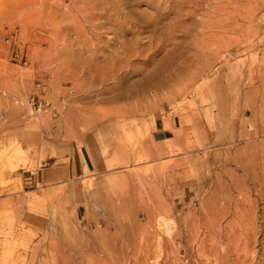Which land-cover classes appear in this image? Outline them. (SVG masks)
Masks as SVG:
<instances>
[{
	"label": "rangeland",
	"instance_id": "rangeland-1",
	"mask_svg": "<svg viewBox=\"0 0 264 264\" xmlns=\"http://www.w3.org/2000/svg\"><path fill=\"white\" fill-rule=\"evenodd\" d=\"M0 264H264V0H0Z\"/></svg>",
	"mask_w": 264,
	"mask_h": 264
},
{
	"label": "crops",
	"instance_id": "crops-1",
	"mask_svg": "<svg viewBox=\"0 0 264 264\" xmlns=\"http://www.w3.org/2000/svg\"><path fill=\"white\" fill-rule=\"evenodd\" d=\"M82 158L85 159L84 156H82ZM82 158L80 149L74 144H68L63 159L56 165L43 167L37 169L35 172L29 171L28 174L24 172L19 173L21 187L29 188L48 182L68 183L73 181L82 173ZM85 164L88 167L87 162Z\"/></svg>",
	"mask_w": 264,
	"mask_h": 264
},
{
	"label": "built area",
	"instance_id": "built-area-1",
	"mask_svg": "<svg viewBox=\"0 0 264 264\" xmlns=\"http://www.w3.org/2000/svg\"><path fill=\"white\" fill-rule=\"evenodd\" d=\"M16 42H17V39L14 34H9L5 38V44H9V46L12 45V48H11L12 59L22 61L24 57L23 55H21L19 48L16 46ZM23 62L26 63V60H24ZM31 101L32 102L30 104V108L32 109V111L35 113L39 112L43 106V103L41 102V100L37 99V102L36 101L34 102V98L32 97Z\"/></svg>",
	"mask_w": 264,
	"mask_h": 264
},
{
	"label": "bare ground",
	"instance_id": "bare-ground-1",
	"mask_svg": "<svg viewBox=\"0 0 264 264\" xmlns=\"http://www.w3.org/2000/svg\"><path fill=\"white\" fill-rule=\"evenodd\" d=\"M19 153H20L21 155H23V153H25V152L23 151V149L19 148Z\"/></svg>",
	"mask_w": 264,
	"mask_h": 264
}]
</instances>
